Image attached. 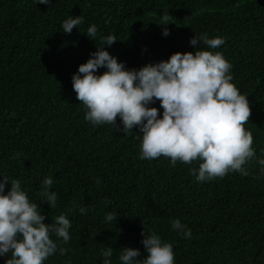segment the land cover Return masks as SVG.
Wrapping results in <instances>:
<instances>
[{
	"label": "trees",
	"instance_id": "trees-1",
	"mask_svg": "<svg viewBox=\"0 0 264 264\" xmlns=\"http://www.w3.org/2000/svg\"><path fill=\"white\" fill-rule=\"evenodd\" d=\"M68 15L84 21L70 34L60 29ZM165 15L170 23L158 25ZM93 24L96 42L83 33ZM194 33L225 38L217 49L197 50L221 52L231 63V82L249 101L244 127L264 159V0H0V175L21 181L45 224L62 214L72 222L70 241H58L67 251L44 264H101L107 246L112 264L122 247L142 257L144 228L173 245L175 264H264V174L255 160L244 166L247 176L229 172L207 182L190 171L197 162L141 160L139 130L124 135L119 117L113 129L93 127L72 88V74L101 46V36L114 35L105 50L139 69L194 52ZM150 106L162 112L159 101ZM49 176L57 193L52 209L39 201ZM108 213H116L114 222L105 220ZM176 218L191 239L171 230Z\"/></svg>",
	"mask_w": 264,
	"mask_h": 264
},
{
	"label": "clouds",
	"instance_id": "clouds-1",
	"mask_svg": "<svg viewBox=\"0 0 264 264\" xmlns=\"http://www.w3.org/2000/svg\"><path fill=\"white\" fill-rule=\"evenodd\" d=\"M36 4L50 5V0H35ZM81 15H68L60 29L70 34L83 23ZM163 16L158 25H167ZM78 29V28H77ZM90 40H96L95 24L83 32ZM167 37V27L162 29ZM117 41L114 35L100 37V47L90 53L72 74L71 82L76 98L87 109L84 119L93 127L116 126L119 117L120 131L133 133L140 141L139 159L155 160L161 156L170 158V166L198 163L190 169L197 181L207 182L223 178L229 172L247 176L244 167L255 160L264 174V159L257 158L253 135L246 130L251 114L245 94L231 82L232 65L221 52L197 50L200 45L217 49L225 44V38H209L207 33L196 34L189 43L194 52H175L167 60L146 64L139 69H128L123 62L105 50ZM106 69L98 74L99 69ZM159 101L160 109L151 107ZM0 180V257L9 256L5 264H44L58 251H67L59 243L67 244L72 222L66 215H59L52 223L45 224V216L36 202L29 199L27 190L19 179L9 182L6 176ZM97 184L101 183L99 177ZM51 176L43 179L44 199L51 209L56 206L57 193L51 191ZM10 189L5 192L6 185ZM85 213V209H80ZM116 213H108L105 220L114 222ZM171 230L192 238V231L180 219L171 221ZM141 235L146 255L138 249L122 247L119 264H175L173 245L144 228ZM55 236L54 240L52 237ZM59 241V243H58ZM114 249L101 250V264H112Z\"/></svg>",
	"mask_w": 264,
	"mask_h": 264
}]
</instances>
